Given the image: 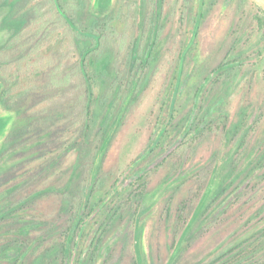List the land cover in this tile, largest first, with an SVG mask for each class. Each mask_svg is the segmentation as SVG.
Masks as SVG:
<instances>
[{
  "label": "rangeland",
  "instance_id": "obj_1",
  "mask_svg": "<svg viewBox=\"0 0 264 264\" xmlns=\"http://www.w3.org/2000/svg\"><path fill=\"white\" fill-rule=\"evenodd\" d=\"M13 1L0 0V51L24 54L0 63V251L17 239L23 264L31 244L80 264L101 238L95 264H221L251 247L264 232L260 8ZM109 21L112 35L87 47ZM254 249L245 264H264ZM14 259V246L0 253Z\"/></svg>",
  "mask_w": 264,
  "mask_h": 264
},
{
  "label": "trees",
  "instance_id": "obj_2",
  "mask_svg": "<svg viewBox=\"0 0 264 264\" xmlns=\"http://www.w3.org/2000/svg\"><path fill=\"white\" fill-rule=\"evenodd\" d=\"M13 2H15V6H19L18 5V1L14 0ZM127 4H128V2H127ZM69 6H73V5H69ZM62 8L64 9V11L66 13H68L67 7L63 6ZM124 9H127L126 3L124 4L123 10ZM260 11L264 15V11L262 9H260ZM27 12H29V11H27ZM122 14H123V11L118 14L120 18L122 16ZM18 15L25 16L26 13L22 14L20 12ZM125 16L126 15L123 14V20L125 22H127ZM120 18H119V20H120ZM109 24H110V21L103 23V25H100V26L99 25H94L92 27V29L88 32L89 36L92 37V39L91 38L89 39L92 43L88 44L87 47L94 48L95 43H96V46L98 47L100 45V43H102V40L104 39V34H101L102 30H104L105 33H108V34H105V35H108V36L112 35V30L108 28ZM257 24H258V29L257 30H259L260 32L264 31V18L258 17L257 18ZM67 26H70L72 28L73 32L76 35V38H78V39H81V38L86 39L83 35H80L76 31V28H77L78 24H76V20L73 17L69 20ZM93 36L95 37V40H94L95 42L93 41ZM11 45H8L7 47H5L3 50L0 51V63L13 62L14 60H16L15 58L17 57V55H23L24 54L22 52V49L19 52L16 53L17 49L22 47L21 44H18L19 47H17L16 49H12L10 47ZM8 48L12 49V50H9ZM227 66H230V64H227ZM226 72L229 73V71H226ZM50 84L53 85V86L58 87L60 85H64L65 83H64V80L62 81L58 77V75H52L50 77ZM5 97L10 99L8 93L5 94ZM51 117H54V115H52ZM242 125H243V123H242ZM92 209L94 210V207ZM81 224L79 225V228H78L79 233H81L82 230H83V232L85 231L84 228H82V229L80 228ZM51 226L52 225H50V227ZM30 231L31 230L27 226V223H23V225L20 227L19 234H21V232H25L26 234H29ZM67 237L68 236L66 235V237L64 239L65 242H67ZM68 239H69V237H68ZM40 241L44 242V239H41ZM41 242H39V244ZM101 243H102V239L101 238H97V240L94 243V247H93V250H92L90 256L88 257V259L86 261H81L80 264H95L97 256H98V253L100 251ZM258 244L259 245L261 244L263 246V244H264V232H261L259 235H257V237L253 240V243L251 244V247H246L244 249L243 248L244 244L241 243L238 246H235L234 248L229 250L226 253V256L224 257V258H226V257L228 258L229 257L228 260H225L221 264H245L246 262L249 263L250 260H251V255L256 254V249L257 248L254 249L251 253H249L248 250H250L253 246L255 247ZM13 246L16 247V250H18L19 259H17V260L14 259V261L13 260L10 261V264H23V261H21V259H25L26 258V254H23V252L21 251L20 248L24 247V244L20 243L17 239L13 240L8 246H4V248L0 251V253L3 254V255L10 253L11 249L13 248ZM77 246L78 245L76 243V247ZM38 248H39L38 246H34L33 244L27 246V252L30 253L29 254V258H28V264H51V262L53 261L51 250L44 252V251H41V249H38ZM215 264H220V262L215 263Z\"/></svg>",
  "mask_w": 264,
  "mask_h": 264
},
{
  "label": "water",
  "instance_id": "obj_3",
  "mask_svg": "<svg viewBox=\"0 0 264 264\" xmlns=\"http://www.w3.org/2000/svg\"><path fill=\"white\" fill-rule=\"evenodd\" d=\"M251 1L264 11V0H251Z\"/></svg>",
  "mask_w": 264,
  "mask_h": 264
}]
</instances>
